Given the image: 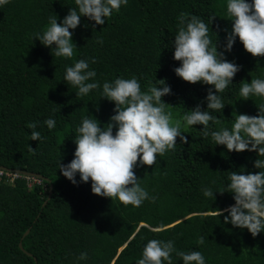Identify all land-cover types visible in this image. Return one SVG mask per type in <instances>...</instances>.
Here are the masks:
<instances>
[{
  "label": "trees",
  "instance_id": "obj_1",
  "mask_svg": "<svg viewBox=\"0 0 264 264\" xmlns=\"http://www.w3.org/2000/svg\"><path fill=\"white\" fill-rule=\"evenodd\" d=\"M226 6L227 0H128L104 25L81 17L70 29L72 58L54 57L34 34L43 32L49 17L62 24L75 0H9L0 6V168L11 172L0 177V264H137L151 239L172 240L179 251H200L206 264H264V231L253 237L225 224L227 212L217 214L235 204L227 192L230 172L257 173L254 162L264 157L215 145L210 136L202 137L203 125L182 129L188 143L178 137L175 150L158 156L155 165L134 169L154 203L124 206L93 194L91 181L80 182L79 174L74 185L59 171L60 163L74 159L82 120L96 118L103 126L115 114V102L102 98L106 81L135 76L146 90L149 81L165 80L172 94L162 99L176 120L197 105L207 110L214 86L185 82L174 71L181 63L174 59L177 17L181 12L200 17L224 52L232 29ZM224 55L241 70L220 94L225 108L209 110L219 120L210 122V130L230 129L236 114L256 116L257 105L264 104L262 97L239 95L242 81L264 79V57H253L238 38ZM80 59L97 73L90 82L101 85L84 97L64 81L66 67ZM49 118L56 121L52 130L44 123ZM33 122L42 141L31 140L27 124ZM204 188L215 195L206 197ZM82 252L86 260L78 259ZM172 261L183 264L175 253Z\"/></svg>",
  "mask_w": 264,
  "mask_h": 264
},
{
  "label": "clouds",
  "instance_id": "obj_2",
  "mask_svg": "<svg viewBox=\"0 0 264 264\" xmlns=\"http://www.w3.org/2000/svg\"><path fill=\"white\" fill-rule=\"evenodd\" d=\"M8 2L0 0V6ZM127 4L128 0H75L76 7L71 8L62 24L58 23L56 17H49L48 25L42 33L34 34V40L38 39L44 46L52 48L54 57L72 58L76 44L70 29L75 30L80 25L82 16L96 25H104L114 11L119 12L121 6ZM226 8L232 29L227 34L224 52H231L238 38L253 57H264V0H227ZM211 19L213 21L215 17ZM177 20L174 59L181 63L174 71L185 82L214 86L215 91L208 89L207 110L197 105L180 120L174 119L167 110L170 105L162 99L172 94L170 86L163 79L158 80V84L149 81L146 90H142L135 76L104 82L102 98L115 102V114L103 126L98 119L85 117L76 129L74 159L66 165H59V171L72 184H78L76 176L79 174L80 182L91 181V191L95 195L112 201L118 199L124 206L137 208L146 200L154 203L156 197L150 196L141 186L134 169L138 164L155 165L158 156L175 150L178 137L183 143H188L182 129L195 125L204 126L201 131L203 138L210 136L215 145H224L229 152L252 151L257 152L258 157H264V104L257 105L259 113L256 116L236 114L230 129L210 130V122L218 124L219 120L209 110L225 108L220 94L232 84L241 69L236 63L229 62L224 52L218 51L217 43L213 44L210 39L208 24L200 17L181 12ZM96 62L95 58L91 60V63ZM96 75L90 69L89 62L80 59L73 66L66 67L64 81L78 89L77 97H84L92 90L101 88L98 81L90 82ZM240 84L239 95L242 99L264 98V79L252 78L250 83L242 81ZM44 123L49 130L56 126L52 118ZM27 127L32 129L31 140L42 141L41 133L35 130L36 123H29ZM254 166L260 171L248 174L230 172L227 192L234 194L235 204L223 211L218 210L217 214L221 216L227 212L225 224L247 229L256 237L264 231V159H256ZM203 194L206 197L215 195L210 188H204ZM203 243L204 238L200 237L198 244ZM173 253L182 259L183 264H206L200 251H179L174 241L160 239H151L146 243L137 264H173ZM87 258V252H82L78 257L80 260Z\"/></svg>",
  "mask_w": 264,
  "mask_h": 264
},
{
  "label": "built area",
  "instance_id": "obj_3",
  "mask_svg": "<svg viewBox=\"0 0 264 264\" xmlns=\"http://www.w3.org/2000/svg\"><path fill=\"white\" fill-rule=\"evenodd\" d=\"M4 174H7V175H11V172L9 173V172H5V170L3 169V168H0V177L2 176V175H4ZM19 175L17 174V173H15L14 174V177H18ZM27 179H30L31 180V178L30 177H28ZM34 181L35 182H40V180H38V179H34ZM34 183V182H33Z\"/></svg>",
  "mask_w": 264,
  "mask_h": 264
},
{
  "label": "water",
  "instance_id": "obj_4",
  "mask_svg": "<svg viewBox=\"0 0 264 264\" xmlns=\"http://www.w3.org/2000/svg\"><path fill=\"white\" fill-rule=\"evenodd\" d=\"M26 174H27V173H26ZM29 175H33V174H29ZM50 194H51V192H50ZM28 232H29V230H28V231L25 233V235H27V234H28ZM25 235H24V236H25Z\"/></svg>",
  "mask_w": 264,
  "mask_h": 264
}]
</instances>
